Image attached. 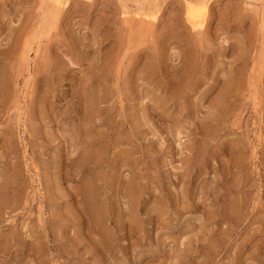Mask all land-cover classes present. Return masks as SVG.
<instances>
[{
  "label": "rangeland",
  "instance_id": "obj_1",
  "mask_svg": "<svg viewBox=\"0 0 264 264\" xmlns=\"http://www.w3.org/2000/svg\"><path fill=\"white\" fill-rule=\"evenodd\" d=\"M0 264H264V0H0Z\"/></svg>",
  "mask_w": 264,
  "mask_h": 264
},
{
  "label": "bare ground",
  "instance_id": "obj_2",
  "mask_svg": "<svg viewBox=\"0 0 264 264\" xmlns=\"http://www.w3.org/2000/svg\"><path fill=\"white\" fill-rule=\"evenodd\" d=\"M194 1V0H193ZM208 1V0H207ZM192 2V1H191ZM198 2V1H197ZM202 2V1H201ZM195 4V3H194ZM138 7V6H137ZM145 7V6H143ZM147 8V7H146ZM204 6L200 7H195L191 4H186L185 5V13H186V18L187 20L190 21L192 25H194V22H198L201 20L203 11H204ZM144 10V9H143ZM138 12V11H137ZM142 13V12H141ZM205 16V15H204ZM154 18V17H153ZM152 18V20H153ZM196 26V25H195ZM237 88V87H236Z\"/></svg>",
  "mask_w": 264,
  "mask_h": 264
}]
</instances>
